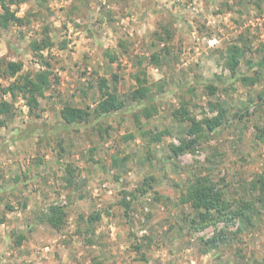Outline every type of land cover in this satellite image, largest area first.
Masks as SVG:
<instances>
[{"label":"rangeland","instance_id":"obj_1","mask_svg":"<svg viewBox=\"0 0 264 264\" xmlns=\"http://www.w3.org/2000/svg\"><path fill=\"white\" fill-rule=\"evenodd\" d=\"M12 9L22 23L0 27V85L15 78L3 60L32 74L44 58L51 81L30 112L0 91L10 104L0 115V264H264V0H17ZM234 45L243 49L235 76ZM135 73L157 98L131 99ZM100 78L125 106L145 103L61 129L60 108L92 110ZM211 102L223 124L173 155L192 118L217 113ZM197 176L223 192V213L202 219L185 200ZM56 203L67 211L60 230L42 220Z\"/></svg>","mask_w":264,"mask_h":264},{"label":"trees","instance_id":"obj_2","mask_svg":"<svg viewBox=\"0 0 264 264\" xmlns=\"http://www.w3.org/2000/svg\"><path fill=\"white\" fill-rule=\"evenodd\" d=\"M17 3V0H0V27L7 28L10 24L16 23L21 24L22 18L16 15L12 5ZM169 35V33L167 34ZM51 41L47 38V41L41 45L38 42H32L34 51L42 49V47H48L51 45ZM243 49L237 45L233 46L230 57L228 59V68L230 69L233 76L236 75V65L238 58L242 55ZM154 57V56H153ZM6 66V72L15 76L14 80L8 83L7 86L0 85V91L2 94H9L11 98L20 96L24 101L29 112L34 108L39 107V98L44 97L45 90L50 86L51 72L49 70V62L44 58L41 59V64L45 69L39 70L34 73L18 74L21 70V63L15 61H4ZM259 67H264V53L257 64ZM240 80L243 84L252 85L257 82L258 78L255 76L241 75ZM134 80L137 83L135 89L131 92V99L144 100L151 102L158 95H149L147 80L140 74H134ZM188 83V82H187ZM98 88L101 92L100 99L97 104L90 109V107L81 108L78 106L64 105L59 110L61 117V129H69L76 126H89L94 122L99 121L103 118L109 117L113 114L128 111L131 108H137L145 102L141 101L136 104L137 106H125V102L120 98L119 94L115 91L108 89V84L105 78H100ZM209 93H214L215 87L212 84L208 86ZM210 108L216 110L217 113L210 117H203L201 120L191 119V125L188 128L190 137H183L179 140V144L170 145V150L173 155H179L184 152L194 150V147L202 141L208 133H211L216 128L223 124L225 117V110L218 102H211ZM139 105V106H138ZM10 108V104L6 100H0V115L5 114ZM145 110V111H144ZM143 112L146 117H149L152 112L148 109H144ZM177 112L186 114L187 110L184 105L177 110ZM90 117H93L91 120ZM257 134L256 138L264 142V124L262 126H256ZM33 132V131H31ZM155 139H158V134L155 135ZM190 202L193 207L200 212V218H205L209 215L210 210H214L217 213H223L228 207V201L224 198L223 192L216 188L206 176H197L188 188L187 196L185 198ZM67 216L66 206L64 204H52L46 209V212L42 215V220L48 223L52 228L60 230L65 223ZM90 219V218H89ZM3 218L0 217V222ZM20 236L17 240L21 242Z\"/></svg>","mask_w":264,"mask_h":264},{"label":"built area","instance_id":"obj_3","mask_svg":"<svg viewBox=\"0 0 264 264\" xmlns=\"http://www.w3.org/2000/svg\"><path fill=\"white\" fill-rule=\"evenodd\" d=\"M261 19L264 20V17H262Z\"/></svg>","mask_w":264,"mask_h":264}]
</instances>
